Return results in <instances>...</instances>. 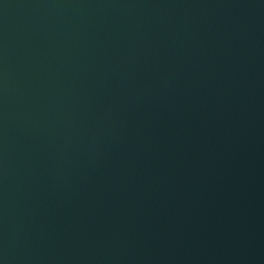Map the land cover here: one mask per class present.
Returning a JSON list of instances; mask_svg holds the SVG:
<instances>
[{"label":"water","instance_id":"obj_1","mask_svg":"<svg viewBox=\"0 0 264 264\" xmlns=\"http://www.w3.org/2000/svg\"><path fill=\"white\" fill-rule=\"evenodd\" d=\"M0 264H264V0H0Z\"/></svg>","mask_w":264,"mask_h":264}]
</instances>
